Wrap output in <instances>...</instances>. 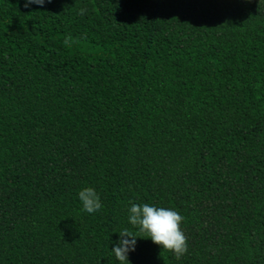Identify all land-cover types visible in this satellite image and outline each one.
Returning a JSON list of instances; mask_svg holds the SVG:
<instances>
[{
	"label": "trees",
	"instance_id": "obj_1",
	"mask_svg": "<svg viewBox=\"0 0 264 264\" xmlns=\"http://www.w3.org/2000/svg\"><path fill=\"white\" fill-rule=\"evenodd\" d=\"M123 228L130 264H264V0H0V264H119Z\"/></svg>",
	"mask_w": 264,
	"mask_h": 264
},
{
	"label": "clouds",
	"instance_id": "obj_2",
	"mask_svg": "<svg viewBox=\"0 0 264 264\" xmlns=\"http://www.w3.org/2000/svg\"><path fill=\"white\" fill-rule=\"evenodd\" d=\"M47 2L50 0H23V6L43 7ZM77 197L83 210L89 214L102 208L100 197L93 187L80 189ZM127 213L128 224L136 228L138 233L146 234L153 244L173 252L177 259L187 252L186 237L181 228L183 217L176 210L149 203H130ZM116 233L118 237L112 241L111 254L119 264H130L129 254L136 251L137 238L140 236L128 228Z\"/></svg>",
	"mask_w": 264,
	"mask_h": 264
}]
</instances>
